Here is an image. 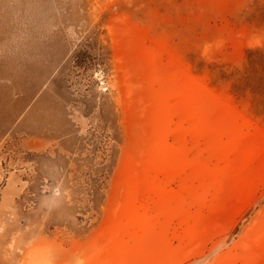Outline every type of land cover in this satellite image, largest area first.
Returning a JSON list of instances; mask_svg holds the SVG:
<instances>
[{
  "label": "rangeland",
  "instance_id": "rangeland-1",
  "mask_svg": "<svg viewBox=\"0 0 264 264\" xmlns=\"http://www.w3.org/2000/svg\"><path fill=\"white\" fill-rule=\"evenodd\" d=\"M0 264H264V0H0Z\"/></svg>",
  "mask_w": 264,
  "mask_h": 264
}]
</instances>
